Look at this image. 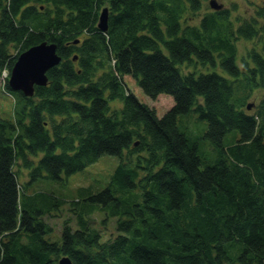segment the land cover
<instances>
[{
  "label": "trees",
  "instance_id": "obj_1",
  "mask_svg": "<svg viewBox=\"0 0 264 264\" xmlns=\"http://www.w3.org/2000/svg\"><path fill=\"white\" fill-rule=\"evenodd\" d=\"M254 8L238 21L223 8L199 17L200 0H0L11 101L0 113V264H264V95L248 103L264 85V0ZM256 37L242 71L236 43ZM43 42L61 57L47 84L11 91L17 57ZM124 77L168 110L157 116ZM102 156L118 164L101 191L66 201L42 190ZM64 204L72 215L54 234L45 218ZM97 211L116 219L105 240Z\"/></svg>",
  "mask_w": 264,
  "mask_h": 264
},
{
  "label": "rangeland",
  "instance_id": "obj_2",
  "mask_svg": "<svg viewBox=\"0 0 264 264\" xmlns=\"http://www.w3.org/2000/svg\"><path fill=\"white\" fill-rule=\"evenodd\" d=\"M201 9L198 12V16L201 17L206 11H211L209 8V0H200ZM218 4L223 6V9H228L231 12V19L235 20L248 19L254 15L255 5H259L261 0H216ZM238 21L235 22L236 26ZM259 39L256 37L253 40L240 39L236 43V65L244 71L245 68L251 64L248 53L252 48L260 50ZM246 63V64H245ZM4 72L0 73V113H9L11 105L8 96L5 94L7 91L5 88V82L1 80V77L5 78ZM124 83H126L128 90L133 93L136 98L141 102L153 108L157 116L161 117L166 110L171 105V100L165 98H159L157 100H151L146 97L140 88L137 86L135 81L130 77H124ZM264 84V82H263ZM264 95V85L262 87L255 88L252 92V96L248 103L258 104ZM112 105L117 106L118 103H113ZM199 120V119H198ZM196 122V123H195ZM192 129L195 135L200 136L203 130V124L201 121L195 119L191 122ZM118 164V159L116 157L102 156L94 164L86 167L83 171L70 176H60V180L51 182L49 180H42L41 188L45 192L53 193L56 197L64 199L66 201L79 198L80 188H84L91 194H95L106 187L109 178ZM19 180L20 182H25L28 180L27 171L18 168ZM69 203V202H67ZM69 207L67 204L62 205L58 211H54L53 214L45 218L47 224L52 228L54 234H58L61 229V224L64 220H69L71 212L68 211ZM98 212V213H97ZM91 216L93 226L100 229L102 232L103 239L109 238L111 235L115 234V218L107 219L104 223L105 213L102 211H97ZM72 224H74V221Z\"/></svg>",
  "mask_w": 264,
  "mask_h": 264
},
{
  "label": "water",
  "instance_id": "obj_3",
  "mask_svg": "<svg viewBox=\"0 0 264 264\" xmlns=\"http://www.w3.org/2000/svg\"><path fill=\"white\" fill-rule=\"evenodd\" d=\"M208 5L214 11L223 8L216 0H209ZM107 18V9L104 8L100 12L97 25V28L102 32L107 30ZM60 62L61 57L56 53V45L43 42L33 46L17 57L7 79L8 87L11 91L20 92L25 97H31L34 93V87L45 86L47 84L46 73ZM250 107L251 105H248L247 109ZM57 264L72 263L68 257L62 256Z\"/></svg>",
  "mask_w": 264,
  "mask_h": 264
}]
</instances>
